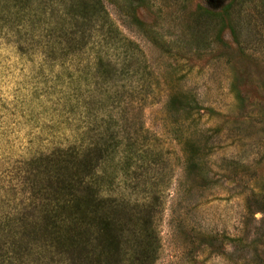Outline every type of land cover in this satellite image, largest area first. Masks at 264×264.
<instances>
[{
	"label": "rangeland",
	"instance_id": "rangeland-1",
	"mask_svg": "<svg viewBox=\"0 0 264 264\" xmlns=\"http://www.w3.org/2000/svg\"><path fill=\"white\" fill-rule=\"evenodd\" d=\"M104 1L142 51L117 82L0 15L1 253L60 264L34 243L53 154L95 146L118 248L83 228V264H264V0Z\"/></svg>",
	"mask_w": 264,
	"mask_h": 264
},
{
	"label": "trees",
	"instance_id": "trees-1",
	"mask_svg": "<svg viewBox=\"0 0 264 264\" xmlns=\"http://www.w3.org/2000/svg\"><path fill=\"white\" fill-rule=\"evenodd\" d=\"M1 2L0 15L14 9L20 23L31 22L35 31L46 33L48 42L40 48L41 54L54 64L80 61L83 69L93 71L94 76L104 79L103 83L117 82L135 69L136 73L141 71V49L123 37L104 0H6V7ZM100 152L93 146L70 147L53 154L59 161H54L52 167V200L35 226L34 243L39 252L57 256L60 264H83L87 244L82 230L94 229L98 222L106 249L118 248L110 236L115 226L110 211L116 206L101 195L97 183L96 156ZM71 169L74 174L66 176L64 171ZM5 254L0 251V264H45L41 260L27 263L20 258L15 262ZM138 254L139 259L146 260L151 250L141 248Z\"/></svg>",
	"mask_w": 264,
	"mask_h": 264
}]
</instances>
